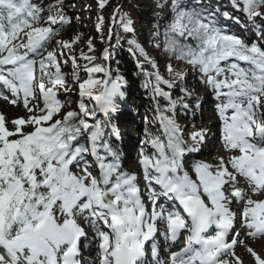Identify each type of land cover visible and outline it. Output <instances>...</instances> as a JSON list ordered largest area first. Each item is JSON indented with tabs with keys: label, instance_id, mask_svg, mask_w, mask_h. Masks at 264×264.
Returning a JSON list of instances; mask_svg holds the SVG:
<instances>
[{
	"label": "snow or ice",
	"instance_id": "obj_1",
	"mask_svg": "<svg viewBox=\"0 0 264 264\" xmlns=\"http://www.w3.org/2000/svg\"><path fill=\"white\" fill-rule=\"evenodd\" d=\"M105 4L100 0L98 6ZM240 4L250 19L264 18V0ZM118 14L119 8L113 22ZM98 19L99 30L103 17ZM162 19L163 33L153 35L163 36L164 51L198 71L221 101V140L231 155L218 156L215 164L198 161L190 172L185 156L199 149L187 146L180 126L161 113L160 134L146 130L152 155L141 149L146 203L137 175L123 169L104 139L105 126L96 119L97 112L109 116L119 108L117 99H124L120 78L112 80L95 56L74 55L79 37L56 40L60 26L71 23L63 0H54L47 10L33 0H0V84L11 92V97L2 92L0 97L15 106L22 95L29 113L11 120L0 113V264H88L82 241L89 231L98 241L99 264H147L149 246L153 264H244L237 247L250 254L253 264H264V255L249 243L264 242V199L252 198L264 196V47L224 34L195 11L174 9ZM121 23L133 31L131 19L121 17ZM53 41L56 48L48 51ZM129 44L150 60L135 40ZM87 47L94 51L91 41ZM61 58L73 65L71 81L61 70ZM78 59L88 62L83 81ZM151 66L158 68L154 62ZM167 70L173 73L170 64ZM154 75L155 94L167 98L174 110L176 102L160 88L161 83L171 88L172 82L158 70ZM175 76L184 79L183 73ZM72 86L78 87V111L61 116L64 104L58 92L71 94ZM181 91L192 97L187 88ZM86 100L94 104L89 107ZM83 134L86 145L78 143ZM111 134L120 135L115 126ZM191 139L203 143L204 131L191 133ZM162 197L172 202L168 209L160 203ZM235 204L242 205L241 211H233ZM238 219L241 231L234 227ZM158 222L165 226L162 232ZM213 226L215 234L209 231ZM185 232L184 246L160 259L157 234L174 244Z\"/></svg>",
	"mask_w": 264,
	"mask_h": 264
},
{
	"label": "trees",
	"instance_id": "obj_2",
	"mask_svg": "<svg viewBox=\"0 0 264 264\" xmlns=\"http://www.w3.org/2000/svg\"><path fill=\"white\" fill-rule=\"evenodd\" d=\"M83 1L91 2L94 6L86 11L68 12V8ZM33 2L47 10L49 5L54 3V0H33ZM99 2L100 0H63L64 12L70 18L71 23L60 26V34L56 37V40L69 41L79 37L80 39L75 44L73 54L79 58L81 51H83L88 55L95 56V63L103 66L107 65L112 80L120 78L121 91L124 93V99L121 101L131 107L134 113L140 111V113L146 115L147 122L144 127L149 135L160 134L154 120L152 99L167 116L175 118L174 120L177 119L176 116L185 113L186 108L183 105L193 101V95L191 98L184 97V93L181 91V80L175 76L176 71L173 69V73L170 75L167 70V64L163 63V59L171 57L172 54L164 51L163 36L155 37L153 35L158 30L163 33L165 21L162 17L170 16L174 9H181L201 14L205 18V22L211 21L213 23V21L218 20V17L222 19L219 21L224 22L231 15H235L240 25H243V23L250 24L257 20L258 26L264 27V18L254 20L246 16L240 0H106L103 9L99 8ZM161 4L167 5V7H159ZM238 4H240L239 8L236 7ZM222 6L226 9L224 12H221ZM118 8L119 14L116 16L115 22H113L114 11ZM260 11L264 12V8L260 9ZM99 17H103V23L98 30ZM121 17L131 19L133 31L127 32L124 30ZM158 25L159 29L157 28ZM130 40H135L147 53L150 60H145L136 48L129 44ZM89 41L94 47L93 52L88 51L87 45ZM259 42L264 43L263 36L260 37ZM157 44H160V47H157ZM55 48L56 43L53 41L48 51H52ZM104 50L108 53L107 59L102 56ZM134 59L138 62L141 73L135 68ZM62 60L63 58H61ZM77 62L81 65L77 70L80 80L88 79V74L83 68L88 62L82 59H78ZM153 62L158 66L157 69L152 68ZM157 70L164 80H168L173 84V87L170 88L166 84L161 83L160 88L164 92L170 93L172 101L176 102L174 110L170 108V103L165 100L164 96L156 95L154 92L156 83L154 74ZM62 72L71 81L73 65H70L69 70ZM146 73L151 81L152 97L145 81ZM96 75L101 79L104 78L103 74ZM72 87L76 89L77 95L69 96L65 100L61 99L59 96L60 92H58L57 98L64 104L61 116L63 112L76 110L75 105L79 102L78 87ZM188 90L192 92V90ZM86 103L91 107L94 101L86 100ZM118 112L119 110L117 109L115 113L106 116V122L101 123L102 126H105L104 139L108 140L113 148L116 145L111 137L110 126L116 127L117 124H120ZM56 118L61 117L58 116ZM89 123H94L91 118H89ZM85 139H87V136L81 135L78 143L82 145Z\"/></svg>",
	"mask_w": 264,
	"mask_h": 264
},
{
	"label": "rangeland",
	"instance_id": "obj_3",
	"mask_svg": "<svg viewBox=\"0 0 264 264\" xmlns=\"http://www.w3.org/2000/svg\"><path fill=\"white\" fill-rule=\"evenodd\" d=\"M94 4L91 2L83 1L75 6L69 8V11L77 10L79 12L83 10L90 9ZM221 11H224L221 9ZM215 27H217L220 31L227 35H235L241 39H243L248 44H258V42L250 37L253 32V27H249L248 24H245V29L238 27V23L234 17H231V20L227 23H221L218 20H215ZM255 31L258 32L261 36L264 35V27L255 26ZM261 46V45H260ZM262 47V46H261ZM163 63L167 65H171L172 68L176 71V73H183L184 79L181 80L182 88L192 89L193 95L195 97V101L190 106L188 104V111L184 114L185 116L181 119H178L176 123L180 126L183 139L187 146L196 147L199 150L188 153L185 156L186 168L191 172V165L198 161H205L208 163L215 164L217 163V157L220 155H224L220 152V146L222 144L221 140V120L218 116L217 104L221 101L218 100L215 96L213 89L205 83L201 82L200 73L196 70H193L191 65H188L182 60H177L173 55L163 59ZM69 62L67 64L63 63L61 68H68ZM37 82L40 79V73L37 70L36 73ZM50 86V85H47ZM3 91L5 95L11 97V92ZM74 89L71 90V94H74ZM2 98V97H0ZM37 100H39V93L37 92ZM36 101H33L35 104ZM117 103L122 108V116L121 117V126L124 128L122 134L121 142L117 144L119 152V160L124 170L135 173L138 177V183L143 189L142 195H147V190L145 189V181L143 178V171L140 166V158H141V149H144L145 155H150L153 152V149L146 144L145 129L143 124V116L140 114L135 115L128 112V109L125 106H122V102L117 100ZM10 104V103H9ZM199 104V106H197ZM42 107V102L40 103ZM13 110L14 118L18 116H27L29 113L23 107V99L22 95L18 103L14 106L10 104V107ZM1 103H0V112H1ZM264 110V107H262ZM39 114V113H37ZM11 117V116H10ZM9 118V117H8ZM9 120V119H8ZM10 126V125H9ZM30 130V129H26ZM204 131L205 139L203 143H197L191 139V133L196 131ZM123 145V148L120 147ZM89 163H93V161H89ZM74 171H78L77 168H73ZM93 173L98 174V169L96 166L92 167ZM161 226V224L159 223ZM159 227V226H158ZM96 243V241L94 242ZM180 245V241L173 247L172 251ZM161 259H165V252L160 253Z\"/></svg>",
	"mask_w": 264,
	"mask_h": 264
},
{
	"label": "bare ground",
	"instance_id": "obj_4",
	"mask_svg": "<svg viewBox=\"0 0 264 264\" xmlns=\"http://www.w3.org/2000/svg\"><path fill=\"white\" fill-rule=\"evenodd\" d=\"M238 25V27H240V28H243L240 24H237ZM250 37H253L252 35H250ZM261 42H259L258 44H260ZM152 102H154V100L152 99ZM0 103H1V108H2V110H1V112L0 113H3L5 116H6V118L7 119H9V120H11V119H13V115H14V113H13V110L11 109V108H9L10 107V104H9V102L8 101H6V100H4L3 98H0ZM152 109H153V107H152ZM119 111H120V114H122V108H119ZM128 112H132V111H129L128 110ZM138 114H140V111H137V112H135V115H138ZM141 115L143 116V120H144V115L141 113ZM11 116V117H10ZM185 115L184 114H182V115H178V116H176V118H182V117H184ZM9 117V118H8ZM175 119V118H174ZM116 128H118L117 126H116ZM121 140H123L122 139V135L121 136H119V138L118 139H115L114 140V143L116 144V147L114 148V150L115 151H117V149H118V147H117V144L119 143V142H121ZM125 140H123V142H124ZM120 147H122L123 148V145L122 146H120ZM220 148V152L221 153H223L224 154V156L225 157H227V156H229V155H231V153H227V152H225L224 151V148H223V144H221V146L219 147ZM241 187H245V185H244V183L242 182L241 183V185H240ZM143 190V189H142ZM144 198H145V202L147 203V195L146 196H144ZM253 199H264V196H253L252 197ZM171 201H168V202H166V201H164V198H161V201H160V203H162L163 205H164V207H168L169 208V206L171 205V203H170ZM241 208H242V205L241 204H235V205H233V211H236V212H239V211H241ZM158 226H159V228H160V230H161V232L164 230V225L163 224H161V226L159 225V222H158ZM234 227H235V229L237 230V231H241L242 229H241V224H240V221H239V219L236 221V223H235V225H234ZM87 230V229H86ZM185 237L186 236H184V238H183V240H182V242H181V245H180V248L182 247V245H184L185 244ZM95 240L92 238V234H91V232L89 231V236H88V239L87 240H83L82 241V243H83V245H84V248L82 249V254H83V258H84V260H86L87 262H88V264H99V261L98 260H96L95 258H87V256L86 255H84L85 253H86V249H89L91 252H90V254L92 255V253H94V251H93V247H91V243H93ZM180 241H181V239H180ZM156 243H157V245H158V247L160 248V253L161 252H165V254L167 255L166 256V258H165V260L168 258V255H169V251H170V249L174 246V244H173V242L171 241V240H165V238H164V236L163 235H161V234H157V241H156ZM249 243H251L252 244V246L260 253V254H262V255H264V242H261V241H257V242H252L251 240L249 241ZM148 250V255L150 254V246L147 248ZM177 251V250H176ZM236 252H237V254L240 256V257H242V259L244 260V264H253V258L250 256V254H248V253H246V251L243 249V247H237V249H236ZM147 259V264H153V261H152V258H151V255H150V257H147L146 258ZM150 261H149V260Z\"/></svg>",
	"mask_w": 264,
	"mask_h": 264
}]
</instances>
